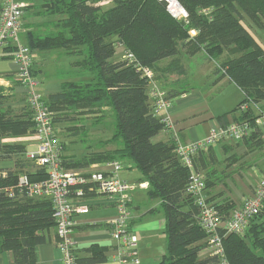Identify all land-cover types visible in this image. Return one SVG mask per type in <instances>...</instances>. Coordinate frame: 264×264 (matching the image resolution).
Masks as SVG:
<instances>
[{
	"label": "trees",
	"instance_id": "1",
	"mask_svg": "<svg viewBox=\"0 0 264 264\" xmlns=\"http://www.w3.org/2000/svg\"><path fill=\"white\" fill-rule=\"evenodd\" d=\"M106 1L42 0L32 7L37 6L34 17L45 18L43 22L25 27L21 20L24 45L31 53L63 50L78 58L73 65L79 76L89 74L88 78L62 81L58 93L41 99L52 113L53 127L68 123L67 131L76 135L83 131L77 125L80 116L96 114L103 107L114 111V133L107 144L121 147L66 160L57 141L61 165L74 169L129 160L141 176L139 182L150 188L149 199L158 200L164 214L166 251L158 264H220L217 257H199L206 247V236L198 224V208L187 193L191 171L176 155L177 142L151 141L168 128L164 119L152 113L146 91L148 81L136 67L151 71L156 84L155 73L174 75L176 82L186 72L182 59L202 52L213 62L214 73L226 77L242 92L237 112L244 103L258 105L264 101V53L242 21L247 19L250 25L264 30V0H178L186 18H174L164 0H110L111 5L105 7L108 4L101 3ZM29 9L27 5L24 11ZM118 48L123 50V57L114 60ZM14 52L15 47L8 44L1 60L12 61ZM163 62L168 65L161 70ZM30 75L34 78L32 68ZM14 78L19 86L20 82ZM181 94L169 91L164 93V100L171 105ZM6 99L0 92V139L33 133L35 125L26 100L25 106L12 113L10 108L1 107ZM239 113L237 122L248 121L252 127L253 109ZM257 136L258 132L251 128L250 136L243 138L248 149ZM220 141L193 157V170L206 172V190L215 184L214 169L207 172V167L216 163L211 148ZM26 154L23 144H0V158H14L15 165V170L5 171L6 177L0 178V254L10 255L9 264H36L37 249L48 242V231L54 228L49 201L9 198L2 192L14 186L21 174L31 182L46 178V171L34 167ZM215 208L220 215L233 209L227 205ZM263 216L262 207L250 220L244 235H228L223 239L226 264H264ZM89 250L90 257L85 261L77 259V264L105 261L101 252L92 247Z\"/></svg>",
	"mask_w": 264,
	"mask_h": 264
},
{
	"label": "built area",
	"instance_id": "2",
	"mask_svg": "<svg viewBox=\"0 0 264 264\" xmlns=\"http://www.w3.org/2000/svg\"><path fill=\"white\" fill-rule=\"evenodd\" d=\"M164 1L168 4V12L174 18H186L185 11L181 10L180 13L175 14L171 11L168 0ZM109 2L110 0L101 4L106 5ZM27 5L23 0H2L0 3V61L4 48L8 44L14 46L12 62L17 67L15 76L20 82L19 87L24 89L23 96L32 113L37 142L35 151L28 152L26 159L34 167L44 169L47 175L42 181L31 182L26 175L21 174L14 186L3 189L2 192L9 198L44 199L50 202L56 237L55 246L61 254L62 264H77L72 231L77 226L76 216L88 213L87 206L80 205L74 200L81 201L91 196L105 197L116 210V215L106 221L109 235L117 243L113 260L121 264H139L138 241L129 226V209L134 190L141 188L142 185L122 181L118 176L122 170L119 162L107 163L105 170L84 174L74 173L62 167L54 134L52 113L33 90L36 82L30 75L31 52L20 42L19 38L24 30L21 20ZM207 12L204 11V13ZM189 33L191 36L194 35L193 31ZM262 50L264 53V46ZM127 58L131 60L132 56L127 55ZM136 68L148 81V96L152 113L160 116V113L170 105L164 100L165 95L154 81L153 73L143 67L137 66ZM250 107L256 111L252 127L248 121L234 122L211 131L203 141H195L186 145L177 143L176 155L191 171L187 193L193 197L198 208V224L206 236L204 240L206 249L210 256L219 259L220 264H226L223 259V239L228 235H243L250 220L257 216L263 207L264 177L255 185L252 196L243 200L226 219L222 220L220 213L206 195L205 175L201 171L193 170V157L199 150L220 140L229 138L241 141L250 134L251 128L264 138V111L254 104L244 103L239 106V112H246ZM163 121L167 128L170 127L169 121L166 119ZM4 177H6L5 171H0V178Z\"/></svg>",
	"mask_w": 264,
	"mask_h": 264
},
{
	"label": "crops",
	"instance_id": "3",
	"mask_svg": "<svg viewBox=\"0 0 264 264\" xmlns=\"http://www.w3.org/2000/svg\"><path fill=\"white\" fill-rule=\"evenodd\" d=\"M25 2L27 3V1ZM31 24L35 27L38 22H33ZM256 41L261 47L262 45L264 46V40H261V42L258 40ZM34 52L40 54L39 56L35 55V58L32 60L31 68L34 71L35 78L37 73L41 74L40 67H42L45 62L44 56L46 54L45 52L39 51H33L32 53ZM122 57L123 50L118 48L115 51L113 59H121ZM2 62L12 61L1 60L0 64H4ZM182 65L191 77V88L175 98L171 105L160 113L159 117L169 121L170 127L160 131L152 138L151 141L153 143L174 140L179 144L186 145L195 141H203L211 131L226 127L240 120V113L236 111V106L243 100V94L240 89L226 77H221L214 73L213 62L209 63L206 56L201 52L192 57H184L182 59ZM6 69L8 68H0V92L7 97L6 101H4L6 103H3L4 105L1 107L4 108V106H6L5 109L10 108L13 110V113L17 112L19 108H14L9 103L11 102L10 99H15L16 97L21 98L23 96V91L15 82L14 75L16 71H9ZM60 83L43 90L45 97L40 95L39 97L42 100H46L49 95L58 93L60 90ZM18 100L19 99L16 101ZM23 102L25 106V101L23 100ZM256 106L261 111H264V101L258 103V105L256 104ZM253 113L255 114L256 111L253 110ZM221 116L224 117L219 120ZM56 125L61 126L65 124L58 123ZM248 136H250V134ZM250 143L252 147L248 149L243 139L241 141H235L226 138L211 148L216 158V163L211 166L208 165L207 168L209 170H206L209 172L214 169V178H216L215 184L206 190V195L211 204L215 206H232L233 209H235L243 200L252 196L255 185L264 177V138L258 133V136L250 141ZM0 144H23L26 147V153H28L35 151L37 142L33 132L23 137L0 139ZM62 144L64 149V143ZM112 146L113 147H111V144H105L103 145L105 150L92 153L112 151L121 147ZM62 156H64L66 160H68V158L77 159L72 156L64 155L63 153ZM204 157H207V152H204ZM206 161H208V159H206ZM106 164L107 163H97L82 168L65 169L74 173L84 174L92 171L105 170ZM125 168L127 170L135 169L130 162L125 164ZM7 170H15L14 158H0V171ZM204 174H206V172H204ZM119 178L126 183H138L142 185L141 188H136L132 195L129 209V226L132 229L134 223V218H131L132 213L134 211H139L140 206L144 208L147 207L144 201L145 195L137 194L138 190H145L147 188V183L139 182L138 180L129 181L128 179ZM74 202L85 205L88 208L87 214L76 216L77 226L72 231V237L75 241L74 254L76 258L80 261L88 259L91 255L89 249L92 247L93 250L101 252L103 257H105L104 262L94 264H121L113 260L117 243L111 239L106 225V221L116 215V210L112 204L103 196H91L81 201L74 200ZM155 211L156 208H150L146 213L152 214ZM230 212L227 214L224 212L221 213L222 220L226 219ZM262 222L264 226V216ZM244 234L245 231L243 235ZM55 240V231L54 228H51L48 231V242L39 246L37 249L36 264H62L61 254L55 246ZM208 255L209 253L205 248L200 252L199 257L204 258ZM9 261V254H0V264H9ZM80 264L89 263L80 262ZM139 264H141V261Z\"/></svg>",
	"mask_w": 264,
	"mask_h": 264
},
{
	"label": "rangeland",
	"instance_id": "4",
	"mask_svg": "<svg viewBox=\"0 0 264 264\" xmlns=\"http://www.w3.org/2000/svg\"><path fill=\"white\" fill-rule=\"evenodd\" d=\"M1 1L2 0H0V3ZM41 1L42 0H27V4L30 6V9L25 10L22 17V22L26 25L25 27H33L31 23H41L44 21L45 18L34 17L33 12L37 11L38 8L37 6L32 7L33 5H39ZM176 1L179 3L178 0ZM110 5L111 3H109L105 7H109ZM242 22L243 26L247 28V30L251 33L255 40H258L259 42H261V40H264V30H259L250 25L247 19H243ZM40 25L42 24H39V26ZM22 29L24 28L22 27ZM23 37V33L19 35L20 42L25 44ZM262 48L263 45L261 49ZM45 54V62L43 63L42 67H40L41 74L37 73L35 78H33L37 83L33 87V90L38 96L40 95L45 97V93L43 92V90L51 88L53 85L59 84L62 81H76L78 79H81L82 77H89L88 73H84L83 76H79L76 73L77 69L74 67L73 63L78 59L77 57L67 55L63 50L45 52ZM35 55L39 56L40 54H38L37 52L31 53L32 60L33 58H35ZM2 63L4 64H0V68L7 67L8 69L6 70L9 71H16L17 69L14 62ZM167 65L168 62L161 63V66H163L161 67V70L164 69V67H166ZM155 75L158 81V88L165 94L169 91H174L175 93H183L191 88L192 80L190 75H188V72H185L184 75H181L176 82H174L173 80L174 75H167L163 73H155ZM148 89L146 91H148ZM21 90L24 92V89L21 88ZM17 99L19 100L16 101ZM23 100V96L21 98H11V102L9 103L14 108L21 109L24 106ZM5 103L6 102H4V104ZM5 107L6 106H4V108ZM79 118L80 119L77 125L82 126L83 131L79 132L76 135H70L71 133L67 131L68 127L70 126V124L68 123L61 126L54 125L55 138L60 143V145H63L62 143H64L63 154L79 159L89 153L105 150V147H103V145L107 144V140L110 139L114 133L115 118L112 108L103 107L100 109V112L98 111V113L96 114H88L80 116ZM111 147L113 146L111 145ZM129 162V160H122L120 162L123 171L121 170L118 176L126 180L128 179L129 181H141V176L135 169L127 170L125 168V164ZM149 190L150 188L147 185V188L145 190L137 191V194L145 195L144 201L146 202L147 207L144 208L140 206L139 211H134L132 213L131 218H134L132 231L138 239L137 252L139 263L141 261V264H158L159 260L162 258L166 251V237L164 234L165 220L163 211L160 207V203L157 200L149 199L147 195ZM150 208H156V211L152 214H147L146 211Z\"/></svg>",
	"mask_w": 264,
	"mask_h": 264
},
{
	"label": "bare ground",
	"instance_id": "5",
	"mask_svg": "<svg viewBox=\"0 0 264 264\" xmlns=\"http://www.w3.org/2000/svg\"><path fill=\"white\" fill-rule=\"evenodd\" d=\"M168 2H169V5H170V9H171V11H173V13L178 14V13L181 12L180 5L177 2H173L171 0H168Z\"/></svg>",
	"mask_w": 264,
	"mask_h": 264
},
{
	"label": "water",
	"instance_id": "6",
	"mask_svg": "<svg viewBox=\"0 0 264 264\" xmlns=\"http://www.w3.org/2000/svg\"><path fill=\"white\" fill-rule=\"evenodd\" d=\"M180 8H181V6H180ZM181 10L184 11L183 8H181Z\"/></svg>",
	"mask_w": 264,
	"mask_h": 264
}]
</instances>
